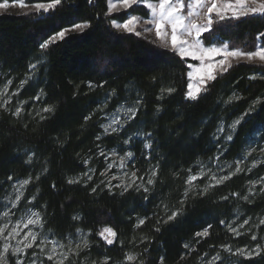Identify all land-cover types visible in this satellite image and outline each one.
I'll use <instances>...</instances> for the list:
<instances>
[{
  "label": "trees",
  "instance_id": "16d2710c",
  "mask_svg": "<svg viewBox=\"0 0 264 264\" xmlns=\"http://www.w3.org/2000/svg\"><path fill=\"white\" fill-rule=\"evenodd\" d=\"M24 2L31 4L34 0ZM105 11L106 0H93L92 4L88 0H65L47 15L35 11L0 15V80H10L13 91L19 92L12 110L0 107V197L13 181L33 177L26 200L36 194L31 207L41 212L45 230L58 238L74 236L77 227L90 232L92 246L82 259L88 256L98 264L103 256L111 258L109 264H120L128 251L142 253L139 259L144 264H160L161 258L163 264H202L218 251L230 257L232 264H264V251L260 256L244 259L229 256L221 248L229 245L235 250L256 245L250 234L237 237L227 226L238 214L241 222L264 216V195L250 196L251 203L241 198L248 194L250 181L264 176V162L252 172L235 175L210 188L207 195L194 196L190 192L181 216L167 224H157L158 216L164 215L162 202L169 208L180 206L188 169L197 170V161L206 164L219 155L222 161L234 164L250 142L258 146L264 143V79L258 75L264 72V65L234 63L233 68L209 84L198 100H189L185 95L190 71L187 63L192 61L185 63L145 37L115 30L109 21L125 13L105 17ZM135 14L144 16V11ZM83 21L91 24L83 33L68 35L48 49L39 48L55 31ZM222 24L228 26L218 33L221 39L230 48L246 51L254 50L255 38L264 31V19L259 17ZM260 43L264 45V37ZM37 60L40 65L35 75L17 89L30 76V64ZM252 75H257V79L250 80ZM169 87L175 91L162 94L161 89ZM41 89L42 100H34ZM233 92L241 98L226 103ZM137 96L142 104L136 118L120 133L103 135L104 114L112 113L120 104L131 107ZM258 97L261 103L245 116ZM23 101L27 103L20 116L13 115L17 102ZM46 104L54 105L55 111L43 113L47 119L41 120L36 113ZM240 117L243 119L232 133V141L214 139L217 126L228 128ZM149 132L151 137H146L144 134ZM137 133L125 147L123 140ZM97 135L101 136L99 141ZM145 139L152 143L151 149L144 148ZM100 148L131 149L135 168L140 170L138 176L158 165L157 183L149 186L152 190L147 200L142 191L129 190L120 195V189L113 188L110 193L103 184L95 193L91 191L100 182L102 167L95 169L101 160ZM144 152L150 154V160L144 158ZM88 159L90 163L85 164ZM45 167L46 172L42 171ZM89 168H94L96 174L86 186L83 182H67ZM36 176L39 180H35ZM205 181L200 179L197 185L203 188ZM224 196L228 199H222ZM73 216L81 219L73 220ZM138 218H147L139 228L135 227ZM209 225L207 238L195 237L196 232ZM105 226L117 232V242L111 246L97 236V231ZM142 237H147V242L142 243ZM185 243L194 250L186 249Z\"/></svg>",
  "mask_w": 264,
  "mask_h": 264
},
{
  "label": "snow or ice",
  "instance_id": "6c2138e0",
  "mask_svg": "<svg viewBox=\"0 0 264 264\" xmlns=\"http://www.w3.org/2000/svg\"><path fill=\"white\" fill-rule=\"evenodd\" d=\"M13 5L18 4L21 8L31 7L35 9V12L39 14L47 15L50 12H55L58 7L65 3V0H34L31 4H26L24 0H11ZM89 4L93 3V0H88ZM9 3L0 2V9H8ZM144 11V16H138L135 13L138 11ZM123 11L124 16H117L109 21L112 28L117 31H123L129 35L136 37H146L147 34L154 33L155 39L159 41L158 47L170 49V51L179 57L182 61L187 63V60L198 61V66H194L192 63H187V68L192 69L187 73L188 83L186 98L192 101H196L200 98L202 93L207 92L209 84L216 81L218 76H222L227 73L229 69L233 68V64L245 61L248 64L259 63L264 65V45L260 43V38L264 37V31L260 32L255 38L256 44L254 50L246 51L241 48L235 47L230 48L229 43L225 42L218 35L228 25L222 24L226 21H240L242 18L247 17H259L264 19V0H106V11L105 17L111 16L113 13H119ZM143 25V27H142ZM214 25H222L219 28H214ZM91 24L89 21H83L73 23L71 27H65L58 31H55L52 35L47 37L42 43L39 44L41 50L48 49L51 44L56 41H63L66 34L69 31H79L83 33L86 29L90 28ZM207 42V43H206ZM38 64L32 63L29 66L30 73L37 70ZM260 78L264 79V72L258 74ZM25 81H21L20 85H17L19 89ZM155 79V77H153ZM250 80H256L257 75L249 77ZM11 81L4 83L3 87L0 88V106H6L11 101L9 95V86ZM92 85L90 84L89 87ZM174 88L161 89L162 94L167 92L171 94L174 92ZM19 92L12 93V95H18ZM44 96L43 89L33 99L41 101ZM241 97L235 92L228 98L226 103H232L239 100ZM27 101L18 103L13 115L19 117L21 111H23V104ZM261 103V98H257L249 105L248 110L244 113L245 116L256 110V106ZM107 104V98L105 105ZM142 104V99L137 96V99L131 107H126L124 104H120L112 113H105V123L101 124L103 129V135H112L113 133H120L124 130L125 125L134 120L139 111V105ZM103 107V106H102ZM55 107L52 104H46L36 115L41 120L47 119L43 113H54ZM159 111V109H157ZM90 118V117H88ZM86 118V119H88ZM243 117H240L233 121L230 125L234 132L237 126L241 123ZM225 129L223 126H217V133H224ZM135 135H129L123 140L124 145H129L135 139ZM146 137H151V133H145ZM96 139H101L100 135H97ZM214 139H219V136L214 134ZM225 140L232 141L233 134L229 132L225 137ZM144 148L151 149L152 143L150 140L145 139L143 141ZM99 148V144L97 145ZM261 152H264V146L260 148ZM123 155H119L118 162L112 160V156H117L118 153L112 150L111 155L105 153L100 148L98 153L99 156L105 158V168L100 172V176L105 177L97 185L92 187L91 191L96 192L100 184H103L105 188L111 193L113 188L120 189V195H124L129 190L137 192L142 191L145 196L144 199H148L152 188L157 183L156 177L158 174V165H153L148 168L145 173L137 175L140 170L135 168L134 153L131 149H123ZM256 151L255 147L250 148L245 153V157L250 156L252 152ZM146 160H150V154L148 152L142 153ZM111 161V162H109ZM220 156L217 155L209 159L208 164L213 162H219ZM132 162V168L129 169L128 164ZM241 160L235 161L236 167L233 171L227 175H217V172L213 171L211 167L204 164L201 161H197L198 169L197 173L193 174L192 169H188L189 175L186 178L185 190L182 193L183 199L179 200V207L169 208L166 203L162 202L163 216H158L157 224H167L169 221H174L178 216H181L184 212V206L189 198V193L192 192L194 196L207 195L210 188H214L218 185L224 184L230 180L233 176L243 172L251 171V168L256 167V163H253L251 168L243 169L240 164ZM264 162V161H261ZM28 163H31L29 158ZM85 164L90 163V159L84 161ZM232 168V164L221 166L219 169L223 171L224 168ZM118 168L120 175L113 174L108 176V173L113 169ZM47 171L46 167L42 170ZM96 172L94 168H89L79 176L68 179L69 184H79L83 182L85 186L88 182L92 181ZM145 176L147 179L145 180ZM208 177V182L203 188H200L195 182L198 179ZM39 176L35 177V180H39ZM9 181H12V176L8 177ZM119 181L117 184H113L112 181ZM33 177L29 176L23 180H18L11 184L12 195H7L3 199L6 203L0 210V264H9V257H15L13 264H25L24 257H28V264H45V261L51 262V264H65L71 258V264H98L97 261L89 259L88 256H84L80 259L81 254L91 249V241L89 236L91 233H85L83 229L77 227V236L73 239L71 236L68 238V242L58 241L56 239H50L48 234L44 232L45 219L41 212L34 210L33 207L28 205L32 204L36 200V194H33L30 200H25L24 206L21 208L20 203L24 198V192L27 186L32 183ZM214 182V183H213ZM250 187L248 194L241 198L251 203L250 196L254 197L258 194L264 195V177H259L257 180L249 182ZM257 185L260 186L259 193L255 191ZM55 185H53V188ZM38 191V190H37ZM233 196H239V193H230ZM227 200L228 196L222 197ZM17 212L19 215L17 216ZM13 217H17L13 220ZM73 220H80L79 216H73ZM147 218H138L135 227L139 228L145 224ZM251 217L244 219L237 227H233L229 224L228 231L233 235L239 237L246 235L242 233L240 229L245 228V225L249 224ZM220 223H224L223 220ZM264 225V218H260L258 224L254 227L259 228ZM203 229L195 233L197 238H207L209 228ZM27 229L25 232L24 230ZM155 231H160V228L155 227ZM250 231V229H249ZM23 233V235H22ZM97 236L100 237L104 243L108 246L113 245L117 242V232L109 226H105L97 231ZM252 241H257L258 236L252 233L250 236ZM147 237H142L141 242H147ZM135 241H133L134 243ZM198 242V241H197ZM123 243L122 241L120 242ZM186 249H191L188 243H185ZM222 250L228 253L229 256H237L244 259H251L253 256H260L264 251V245L257 243L251 248H233L229 245H222ZM28 250H31L29 252ZM147 251V248L144 249ZM142 253H136L128 251L124 254V260L120 264H144L143 260L139 257ZM207 255V254H205ZM183 258V257H182ZM110 257L103 256L99 261V264H109ZM203 260V257H201ZM222 256L218 251L211 257V260L205 262V264H216L220 261ZM160 264H163V258H161Z\"/></svg>",
  "mask_w": 264,
  "mask_h": 264
},
{
  "label": "rangeland",
  "instance_id": "374dc122",
  "mask_svg": "<svg viewBox=\"0 0 264 264\" xmlns=\"http://www.w3.org/2000/svg\"><path fill=\"white\" fill-rule=\"evenodd\" d=\"M31 11H35V9H33V8H31V7H24V8H21L18 4H16V5H13L12 3H9V8L8 9H0V15H2V14H25V13H28V12H31ZM121 12H123V11H121ZM120 13V12H119ZM114 14V13H113ZM142 27H143V25H142ZM120 32H123V31H120ZM77 33H81V32H79V31H69L67 34H66V36H68V35H71V34H77ZM145 38H147V39H149V40H151L152 42H154V43H156L157 45L159 44V41H157L156 39H155V36H154V33H150V34H147L146 35V37ZM59 41V40H58ZM57 42V41H56ZM170 50V49H169ZM190 60V59H189ZM35 63H37L38 64V67H39V65H40V61H36ZM235 63V62H234ZM241 63H247V62H245V61H241ZM192 64L194 65V66H198V64H199V62L198 61H192ZM257 64H259L258 62H257ZM37 67V68H38ZM35 71L36 70H34L31 74H30V76L31 77H33L34 75H35ZM190 71H192V69H190ZM3 85H4V82L2 83V81L0 80V88H2L3 87ZM9 95L11 96V101H10V103H8L6 106H0L2 109H6V110H12V106H13V100L15 99V96L16 95H12V93H15L16 91H13V89H12V83H11V85L9 86ZM0 99H3V98H0ZM18 105V102H17V104H16V106ZM24 106V105H23ZM126 106V105H125ZM126 107H128V106H126ZM103 123H105V120H104V122ZM224 127V129H225V131H224V133H218V136H219V139H221V138H223L224 139V137L229 133V132H232V133H234L233 131H232V129H231V127L229 126L228 128L227 127H225V126H223ZM114 134V133H113ZM262 146H264V143L263 144H261V145H254V143L253 142H250L249 143V146L245 149V151H244V153L240 156V158L239 159H237L236 161H238V160H241L242 158H243V162L240 164V167L241 168H243V169H248V168H251V166H252V164L253 163H256V167L255 168H251V171H243V172H241V173H246V172H252V171H254V170H256L260 165H261V161H262V158H263V156H262V154H264V152H261V150H260V148L262 147ZM125 147H128L127 145L125 146ZM252 147H255L256 148V151H254V152H252V154L250 155V156H247V157H245V153L246 152H248L249 150H250V148H252ZM123 149H125V148H122V149H113V150H115L117 153H118V155L117 156H112L111 157V159L112 160H116L117 162H118V160H119V155H123ZM111 152H112V150L111 151H105V153H108L109 155H111ZM98 159H101V160H98L97 161V164H96V168L95 169H97V168H100V166L102 167V171L104 170V168H105V163H104V161H105V158L104 157H102V156H98ZM109 162H111V161H109ZM131 163L132 162H129V164H128V167H129V169H131ZM227 164H231V163H226V162H224V161H222L221 159H220V161L217 163V162H213L212 164H208V163H206V165H208L209 167H211L212 169H213V171H215V172H217V175H227L229 172H231V171H233L234 169H235V167H236V164L234 163V164H232V168H224L223 169V171H220L219 169L221 168V166H224V165H227ZM197 169H198V166H197ZM195 173H197V170H195L194 172H193V174H195ZM241 173H239V174H241ZM113 174H117V175H120L121 173H120V170L118 169V168H113L109 173H108V176H111V175H113ZM238 175V174H237ZM262 177H264V176H262ZM94 178V177H93ZM105 179V177H102V176H100V174H99V181H101V180H104ZM204 179L206 180L205 181V183H207L208 182V177L206 176V177H204ZM258 178H256V180H257ZM200 179H198L197 181H199ZM18 181V180H17ZM197 181L195 182L196 184H197ZM14 182H16V181H13L12 183H14ZM11 183V184H12ZM112 183L113 184H117V183H119V181H112ZM214 183V182H213ZM11 184L9 185V187L7 188V190L5 191V193L0 197V210H2V206L6 203V201L3 199L5 196H7V195H12V188H11ZM29 186V185H28ZM28 186H27V188H26V190H25V192H24V198L21 200V203H20V207L22 208L23 206H24V202H25V200L27 199V196H28ZM249 187H250V185L248 186V189H249ZM259 189H260V186L259 185H257V187H256V189H255V191L257 192V193H259ZM29 207H31V204L30 205H28ZM19 215V212H17V216ZM17 217H13V220H15ZM260 218H264V216H262V217H260ZM259 218V219H260ZM241 215L240 214H238L237 215V218L231 223L232 224V226L233 227H237L240 223H241ZM259 219L257 220V219H254V220H250L249 221V224L248 225H245V228H243V229H240V231L242 232V233H244V232H246L247 234H252V233H255V234H257V236H258V240L257 241H253V242H256V244L257 243H260V244H262V245H264V225H261L259 228H256V227H254V225H256V224H258V222H259ZM250 227V228H249ZM249 229H250V231H249ZM25 232L27 231V229H25L24 230ZM44 232L46 233V234H48V236H49V238L50 239H56V240H58V241H63L64 243H67L68 242V238L69 237H65V238H58V237H55L52 233H50V232H48L47 230H45V228H44ZM22 235H23V233H22ZM76 236H77V233L74 235V236H71L73 239H75L76 238ZM242 236V235H241ZM89 238V237H88ZM248 248V247H247ZM29 252H31V250H28ZM226 254H228V253H226ZM84 255V253H82L81 254V257H80V259H82V256ZM221 256H222V259L220 260V261H217L216 262V264L217 263H223V264H232L233 263V260H231L230 259V257H226V256H224V254H221ZM24 259H25V264H28V257H24ZM14 260H15V257H9V264H13V262H14ZM211 259H208V260H204L203 262H202V264H205V262H208V261H210ZM45 264H51V262H47V261H45ZM65 264H71V258H70V260L69 261H66L65 262Z\"/></svg>",
  "mask_w": 264,
  "mask_h": 264
}]
</instances>
